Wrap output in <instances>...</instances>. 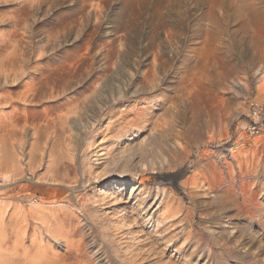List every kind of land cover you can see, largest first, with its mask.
<instances>
[{"label": "rangeland", "instance_id": "obj_1", "mask_svg": "<svg viewBox=\"0 0 264 264\" xmlns=\"http://www.w3.org/2000/svg\"><path fill=\"white\" fill-rule=\"evenodd\" d=\"M95 1L103 6L98 19L81 1L57 0L27 20L30 25L38 20L39 37L63 34L60 44L72 42L69 49L79 50L82 40L91 38L97 51L89 54L94 71H86L83 79L101 78L100 99L119 90L138 93L127 104L144 110L139 116L147 118L139 123L144 126L124 133L119 143L103 142L98 153L107 151L109 161L117 163L130 157L144 164V183L131 195L127 186L119 204L144 239V253L134 246L129 254L120 251L114 234L121 229L112 227L97 199L100 183L87 182L97 160L86 153V144L103 133L82 127L91 116L86 109L79 113L82 118L70 115L67 124L47 129L46 135L22 127V165L28 169L30 164L36 179L47 177L49 183L31 179L0 189V207L8 216L0 223V246L14 249L11 263L20 264V239L27 257L53 245L46 225L32 213L35 202L48 216L49 210H63L80 221L92 264H102L97 255L115 258L118 263L112 264H264V132H245L248 100L264 95V48L253 45L257 30L251 16V6L264 7V0H219L216 27L208 19V0ZM9 5L0 0V29L8 28ZM197 59L202 63L195 65ZM195 80L204 88L199 113L186 95ZM114 127L122 126L115 122ZM173 130L179 145L172 144ZM64 162L69 167H61L59 176L70 186L49 185L51 171ZM134 201L141 207L135 213ZM82 207L86 215L79 212ZM22 212L27 222L20 231L16 219Z\"/></svg>", "mask_w": 264, "mask_h": 264}, {"label": "bare ground", "instance_id": "obj_2", "mask_svg": "<svg viewBox=\"0 0 264 264\" xmlns=\"http://www.w3.org/2000/svg\"><path fill=\"white\" fill-rule=\"evenodd\" d=\"M55 1L57 0H9L10 11H8L9 13L4 12L6 15L5 23L8 28L2 29L1 27L0 29V178L2 179L0 189L10 184H20L22 181H30L37 177L30 164L27 165L29 166L28 169L22 165L26 154L24 145L21 143L22 127L27 126L31 134L46 135L45 131L47 129H54L62 124H67L70 115L75 119V116L80 117L79 113L86 109L87 113L91 112V116L87 119L88 122L85 120L82 127L92 130L91 132L98 130L101 134L103 133L99 141L96 138L93 143L86 144V153H92L97 160V168H93V179H89L87 182L100 183L97 199L105 204L106 210L104 213L109 216L108 220L112 227L115 230L121 229V231L114 234L118 233L117 243H119L120 251L129 254L130 247L134 246L138 252H142L145 246L144 239L139 234L140 232L134 229L128 210L119 204L123 201L124 190L127 186L131 187V195L133 191L139 188V184L144 183V164L137 160V162L131 160L130 157L119 163L116 160L109 161L107 151L101 154L98 151L103 142L119 143L124 133L126 135L132 129L139 131L144 126L139 125L142 121L139 116L141 113L144 115V110L142 109V111L133 103L132 106L127 104L130 101L129 98L137 96V92L133 94L126 90H119L115 94L100 99L97 94L103 86L101 78H91L90 81L83 79L86 71L89 73L94 71V63L89 60V54L93 56L97 51L92 47L91 38L87 37L82 40L79 50H74L69 49L70 47L73 48L72 45H69L72 42L60 44L61 38L59 36L63 37V34H59L57 31L52 36H50L52 33H48L46 35L40 34L39 37L34 28L38 24V20H33L31 24L33 26H31L27 19L34 16L35 13L41 12L44 7L43 4L52 5ZM78 1L82 2V8L85 6L91 7L95 18L98 19L103 8L100 2L98 3L95 0ZM218 1L208 0L209 3L206 2L207 5L211 4L207 7L208 19L211 20L214 27L220 23L217 14L214 13L216 11L214 7L218 6L216 4ZM45 9L44 12L48 13L49 10L46 7ZM251 13L252 24L257 30L256 37L253 38V45L256 47L262 45L263 49L264 7L254 4L251 6ZM219 27L222 28V26ZM205 34L207 35L204 41L208 44L211 35L208 30ZM167 35L169 37L170 34ZM106 47L107 54H109L111 52L110 45H106ZM102 49L105 48L102 47ZM199 60L197 59L193 63L195 65L202 63ZM192 84L191 88L186 89V95L191 100L192 106L197 109V113H199L197 102L200 100L204 88L197 85L196 80ZM250 101L256 103V113L253 114L250 110L248 112L249 116L252 117V114L255 119L262 120L257 108L263 106L264 95L259 98L254 96ZM66 106L69 108L67 109ZM144 121H147V118L142 122ZM101 122H104L105 125L101 126L103 125ZM115 122L116 127H122L116 129L114 127ZM12 126L18 127V130L11 131L9 127ZM263 132L264 127L262 126L261 134ZM178 136L179 133L173 130V145L180 144V139L177 140ZM14 138L15 142L12 143ZM16 146L18 147L16 148ZM167 151L171 152L170 149ZM32 154L33 150L30 152V162L33 160ZM209 165L214 167L211 163ZM63 166L65 170L69 167L64 162L60 166L56 165L51 171V184L49 185L54 184L63 188L70 186L69 181L59 176ZM39 179L37 178L36 182L49 183L47 177H45V180H43L44 178ZM145 199L143 198V200ZM1 202L0 204H2ZM131 208L135 213L140 211L141 207L139 208L138 201H134ZM3 209L0 207V223L8 217L5 215L6 209ZM31 209L32 213L36 214L35 218L46 225L44 228L47 234L53 238V245L46 246L43 251L39 250L34 256L27 257L23 239H20V246L23 247L21 249L22 254L20 253V264H92L94 262L95 258H93L92 250L88 247L87 235L83 232V227L80 225V221L76 220V217L71 214H64L61 212L63 210H59L58 213L49 210L50 215L48 216L47 212L43 213L42 207L35 202L32 203ZM79 212L86 215L87 209L82 207ZM17 217L16 221L19 224L17 228L21 231L24 222H27V213L22 212ZM6 223L8 222L6 221ZM0 250L4 253L0 259V264H12L10 257L14 255V249L0 246ZM96 258L98 261L102 259V264L118 263L115 258L109 260L101 257V255H97Z\"/></svg>", "mask_w": 264, "mask_h": 264}, {"label": "built area", "instance_id": "obj_3", "mask_svg": "<svg viewBox=\"0 0 264 264\" xmlns=\"http://www.w3.org/2000/svg\"><path fill=\"white\" fill-rule=\"evenodd\" d=\"M251 100V99H250ZM248 100L247 102V107L248 112L251 110L253 114L256 113V103H253L252 101ZM250 101V102H249ZM262 107L257 108V112L260 114V117L262 120L255 119V117L251 114L252 117L249 116V124L246 125V133L249 134V136H254V135H261L262 133V126L264 127V103L262 104ZM261 125V126H259Z\"/></svg>", "mask_w": 264, "mask_h": 264}]
</instances>
